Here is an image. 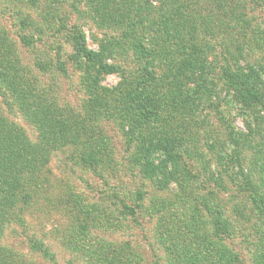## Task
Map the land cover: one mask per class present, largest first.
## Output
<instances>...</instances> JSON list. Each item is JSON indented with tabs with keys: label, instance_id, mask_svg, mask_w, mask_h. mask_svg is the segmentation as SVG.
Masks as SVG:
<instances>
[{
	"label": "rangeland",
	"instance_id": "374dc122",
	"mask_svg": "<svg viewBox=\"0 0 264 264\" xmlns=\"http://www.w3.org/2000/svg\"><path fill=\"white\" fill-rule=\"evenodd\" d=\"M127 1L107 15L99 0H0V66L51 114L43 125L25 113L0 78V115L44 149L16 200L0 184V264H259L264 0ZM189 32L206 63L177 82ZM79 33L95 62L77 53ZM232 73L251 76L261 99L243 104ZM130 90L162 99L149 126L179 156L169 181L136 160L143 141L129 122L141 111L120 108Z\"/></svg>",
	"mask_w": 264,
	"mask_h": 264
},
{
	"label": "trees",
	"instance_id": "16d2710c",
	"mask_svg": "<svg viewBox=\"0 0 264 264\" xmlns=\"http://www.w3.org/2000/svg\"><path fill=\"white\" fill-rule=\"evenodd\" d=\"M127 2V5L129 6L132 3L131 0H128ZM115 4L116 3L113 2V0H105L104 2L99 0V3L95 6L98 9H103L101 11H104L107 15H112V10L118 9V6H113ZM89 6L93 7L94 3L90 4ZM170 20V17H166L165 20L160 23V26L167 27ZM175 32L176 34L178 33L177 28H175ZM189 34L190 36L185 41L183 50L185 53V46L186 48L189 46L191 51H188L184 54L185 57L182 59L180 68L178 69V74L174 76L177 82H181L179 78V72L182 70L190 68H202L204 63H206L204 53L198 48L196 44L194 37L195 35L193 32H189ZM24 40L27 43L30 42L26 38ZM74 41L76 42V50L79 55H83L90 62H95L97 60L96 57L98 56V53L90 50L87 47L84 38H82V34L79 33L75 37ZM142 48L143 50H147V48L144 46ZM166 50L169 51L168 49ZM5 58L7 57H4V59ZM100 64L102 67L101 70L112 71L110 65L107 63ZM11 70L12 66L8 68L6 65L1 64V81L4 85H6V87L9 86L12 88V92L14 93L15 97L19 99L21 108L25 113L35 116H37V113H39V120L43 125H46L42 117L47 114V117L49 118L51 115L50 111L45 109L43 105H40L38 100V102H33L32 99H35V95L32 90H24L22 88L23 82L20 81V77L16 73L14 74L13 78H11ZM250 77L251 76L245 73H232L228 75V81L236 90V96H238L239 100L245 105H249L251 102L256 103L255 100L259 101L261 99L259 92L255 89V86L251 84ZM14 79L18 80L19 82L14 83ZM139 95L142 97V99L141 97H138ZM124 99H126V103L120 108L126 107L128 110L137 109L138 111H141L139 118L136 116V113H134L131 117V121L129 122V128L136 126L137 130L139 131L140 141H143L141 147H139L137 151L136 160L139 162L141 168L147 175L151 177L162 175L165 177L166 181L171 180L173 177L172 173L168 171V163L179 162V156L177 154H172L171 147L167 148L165 145L167 141L161 139L159 135L156 136L157 132L155 130L151 131V125L149 126L153 119L156 120L154 116L159 113L158 105L161 103V97L155 98L154 95L149 92L143 94L142 92H138L136 90L135 92L130 90L125 93ZM163 105H165V101L163 102L162 106ZM116 109L117 107H115L114 110ZM119 112L125 113L124 111ZM141 121L147 124V129L142 126ZM49 122L53 128L54 120ZM163 133H165V131H163ZM229 135L230 142L237 146L244 142L243 139L245 134L243 132H239L234 126H232L230 129ZM43 150V146L34 144L29 140L23 129L15 125H10L0 115V184L3 185L7 190L15 193L13 194V199H17L16 196L18 195V190L24 187V183L26 181H29L30 183L31 180H34ZM163 151L164 153H162ZM87 164L90 166L92 165L89 161H87ZM158 182L162 188H166L170 184V182L163 183L161 179H159ZM22 194H24L26 197L30 195L29 193H27V195L25 193ZM253 202L256 208L260 209L264 213L263 202L258 196L254 195ZM34 248L39 249L44 255L50 256V258L53 257L52 252H50V250L44 244H41L38 241H36ZM259 264H264V250Z\"/></svg>",
	"mask_w": 264,
	"mask_h": 264
}]
</instances>
